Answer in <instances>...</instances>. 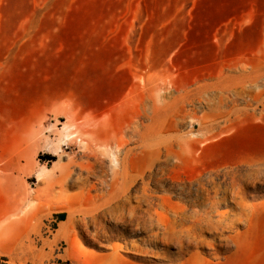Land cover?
<instances>
[{
  "label": "rangeland",
  "instance_id": "1",
  "mask_svg": "<svg viewBox=\"0 0 264 264\" xmlns=\"http://www.w3.org/2000/svg\"><path fill=\"white\" fill-rule=\"evenodd\" d=\"M64 108L129 142L60 193ZM66 261L264 264V0H0V264Z\"/></svg>",
  "mask_w": 264,
  "mask_h": 264
},
{
  "label": "bare ground",
  "instance_id": "2",
  "mask_svg": "<svg viewBox=\"0 0 264 264\" xmlns=\"http://www.w3.org/2000/svg\"><path fill=\"white\" fill-rule=\"evenodd\" d=\"M62 114L68 117V126H72L73 128L72 132L69 133V135L74 136V140L78 141L81 156L79 158H77L74 154L70 156L68 162L66 164H61L57 169V173L55 175L52 174V176L50 177L51 181L49 180L48 186H52L53 184L58 185L60 193L62 192L63 185L70 178V174L74 169L79 171V178L82 172L90 174L98 171L99 173H101L100 176H102L103 173H105V152L110 149H114L115 152H118L121 148L124 147L125 144L129 142V139L117 138L109 133L104 132L102 130L103 123L101 121L92 122L91 120L87 119L82 122H77L70 108L62 109ZM148 136L145 135V132L139 133V145L137 146L139 149L145 150L149 148L148 146H156V144L160 143L158 140L162 141L160 135H150L149 137H151V141L147 139ZM171 140L173 141L174 137H172ZM131 151L132 148L126 149L123 158H121L120 160H117L115 158L113 159V162L115 164H123V162H125V157ZM166 152V157L176 155V151L172 148L167 150ZM72 216L73 211L69 210L67 218L68 220L61 227H63L64 225H69Z\"/></svg>",
  "mask_w": 264,
  "mask_h": 264
},
{
  "label": "trees",
  "instance_id": "3",
  "mask_svg": "<svg viewBox=\"0 0 264 264\" xmlns=\"http://www.w3.org/2000/svg\"><path fill=\"white\" fill-rule=\"evenodd\" d=\"M63 264H71L70 262H68V261H66V262H64Z\"/></svg>",
  "mask_w": 264,
  "mask_h": 264
}]
</instances>
